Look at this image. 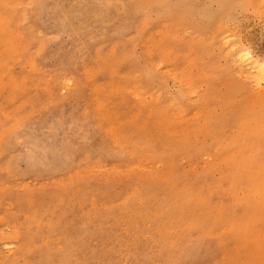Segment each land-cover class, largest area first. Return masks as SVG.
I'll list each match as a JSON object with an SVG mask.
<instances>
[{
	"label": "rangeland",
	"instance_id": "374dc122",
	"mask_svg": "<svg viewBox=\"0 0 264 264\" xmlns=\"http://www.w3.org/2000/svg\"><path fill=\"white\" fill-rule=\"evenodd\" d=\"M250 57L264 0H0V264H264Z\"/></svg>",
	"mask_w": 264,
	"mask_h": 264
},
{
	"label": "bare ground",
	"instance_id": "6f19581e",
	"mask_svg": "<svg viewBox=\"0 0 264 264\" xmlns=\"http://www.w3.org/2000/svg\"><path fill=\"white\" fill-rule=\"evenodd\" d=\"M34 1V0H33ZM161 2V1H160ZM114 5V4H113ZM143 5V4H142ZM24 18V17H23ZM26 18V17H25ZM26 20V19H25ZM26 22V21H25ZM23 23V22H22ZM164 30L166 29V28H163ZM162 29V30H163ZM31 30H33V29H31ZM159 32V31H158ZM164 32V31H163ZM168 32V31H167ZM160 33V32H159ZM163 34V33H162ZM165 34H167V33H164V35ZM163 35V36H164ZM157 41V40H156ZM159 41V40H158ZM157 43V42H156ZM159 44H161V43H159ZM233 44V43H232ZM235 46H237V45H235ZM164 47V46H163ZM230 48H231V46H230ZM227 49H228V47H227ZM237 49H239V48H237ZM232 50H234L233 48H232ZM228 52H230L229 50H227ZM226 51V52H227ZM241 51V50H240ZM109 52V51H108ZM158 52V51H157ZM162 52V51H161ZM234 52H237V51H234ZM239 52V51H238ZM237 52V53H238ZM160 53V52H159ZM164 53V52H163ZM162 53V54H163ZM240 54L242 53V51L241 52H239ZM166 54V53H165ZM169 54V53H168ZM164 55V54H163ZM228 55V54H227ZM248 55H250V54H248ZM162 56V55H161ZM167 56V55H166ZM231 57V56H230ZM237 57V56H236ZM161 58V57H160ZM164 58V57H163ZM240 58V57H239ZM239 58H238V63H240L239 61H241V60H239ZM250 59V61L252 62V64L251 65H253V66H251L252 68L251 69H253V67H254V69L256 70V67L257 68H259V70H261L262 72H264V63L263 62H260V61H258V60H254L253 58H248L246 61H248ZM163 60V59H162ZM168 60V59H167ZM166 60V61H167ZM235 61H236V59H234ZM159 61V60H158ZM235 61L233 62L234 63V65L235 64H237V66H238V63L236 62L235 63ZM242 61H243V59H242ZM162 62V61H161ZM168 63V62H167ZM242 63V62H241ZM243 63H245V61L243 62ZM158 64V63H157ZM152 65H154V67H155V64H152ZM96 66V65H95ZM241 66V65H240ZM244 66V65H243ZM157 68V67H156ZM250 68V67H249ZM153 69V68H152ZM240 69H242L241 67H240ZM243 69H245V68H243ZM137 70V69H136ZM173 72H175V71H173ZM237 72V71H236ZM256 72V71H255ZM255 72H253V73H255ZM167 73V72H166ZM171 73H172V71H171ZM239 73V72H238ZM241 73V72H240ZM146 74V73H145ZM173 74V73H172ZM257 74V73H256ZM255 74V75H256ZM141 75V74H140ZM176 75V74H175ZM174 76V75H173ZM256 76H258V75H256ZM140 77V76H139ZM259 77V76H258ZM138 79V78H137ZM261 79V78H260ZM179 80V79H178ZM177 80V81H178ZM182 81V80H181ZM67 82V81H66ZM65 83V82H64ZM66 84H68V83H66ZM188 85V84H187ZM190 86V85H189ZM105 87V86H104ZM120 88V87H119ZM186 88V87H185ZM191 88V87H190ZM121 93V92H120ZM149 94V93H148ZM132 95V94H131ZM169 95V94H168ZM138 96V95H137ZM155 96H156V94H155ZM114 97V96H113ZM136 97V96H135ZM157 97V96H156ZM137 98V97H136ZM166 98V97H165ZM146 99V98H145ZM144 99V101H146ZM166 99H168V98H166ZM181 99H182V97L181 96H179V97H174V99H173V101H171V102H173L174 104H175V106L177 107H181ZM155 100H157V99H155ZM159 100V99H158ZM149 101V100H148ZM159 101H161V100H159ZM170 101V100H169ZM100 102V101H99ZM98 103V102H97ZM96 103V104H97ZM146 103V102H145ZM148 103V102H147ZM143 105H144V103H142ZM150 105H151V103H149ZM167 104V103H166ZM173 104V105H174ZM154 105V104H153ZM171 105V104H170ZM99 106V105H98ZM100 106H102V105H100ZM136 106H138V105H136ZM174 106V107H175ZM104 107V106H103ZM102 107V108H103ZM143 107V106H142ZM172 107V106H171ZM170 107V108H171ZM174 107H173V110H174ZM151 108V107H150ZM147 109V108H146ZM152 109V108H151ZM178 109V108H177ZM106 110V109H105ZM104 110V111H105ZM164 110V109H163ZM169 110V109H168ZM102 111V110H101ZM148 111H149V109H148ZM154 111V110H153ZM182 111H183V109H182ZM152 112V111H151ZM161 113H162V111H160ZM169 112V111H168ZM181 112V111H180ZM147 113V112H146ZM154 113V112H153ZM152 113V114H153ZM164 113V112H163ZM174 113V112H173ZM176 113V112H175ZM174 113V114H175ZM155 114H157V113H155ZM160 114V113H159ZM172 115V114H171ZM178 114H176V116H177ZM180 115V114H179ZM149 116V115H148ZM157 116V115H156ZM104 117V116H103ZM160 117H162L163 118V116H160ZM133 118V117H132ZM156 118V117H155ZM157 118H158V116H157ZM179 118V117H178ZM137 119V118H136ZM161 119V118H160ZM179 119H181V117L179 118ZM184 119V118H183ZM129 120H131V119H129ZM165 120V119H164ZM178 120V119H177ZM158 121V120H157ZM142 122V121H141ZM159 122V121H158ZM135 123V122H134ZM133 122H132V124H134ZM143 123V122H142ZM145 123V122H144ZM166 123V122H165ZM137 124V123H136ZM160 124V123H159ZM161 124H163V123H161ZM168 124V123H167ZM170 124V123H169ZM169 126V125H168ZM161 127H163V126H161ZM173 127V125H170V127H168V128H165V130H164V132H165V135L167 136V138H170L169 140H167V142H166V145H173V144H175L176 145V147H177V145L178 144H181V143H183V146L182 147H184V148H186V149H189L190 150V147L189 146H191V150H193V152L194 151H196V150H198L199 148L201 149L202 148V144H200L198 141H195L194 143L193 142H191L190 140H189V137H187L188 135H186V134H184L183 133V131H178L177 130V128H172ZM140 129L142 128L143 130H145L146 129V123L145 124H143V126L142 127H139ZM115 129V128H114ZM108 131V130H107ZM116 131V130H115ZM109 132V131H108ZM163 132V131H162ZM1 134V133H0ZM4 134V133H3ZM144 134V133H143ZM112 136H111V140L114 142V143H119V145H121V147L123 148V149H127V148H129V149H132L133 151H135V150H138L139 152H145L144 154H147V156H148V158L150 157V156H155V155H157L158 154V152H156L155 150L156 149H154L155 147H153V143L150 141V139H149V136H148V134H147V139H146V141L143 143V142H138V141H131L130 140V138H128V140L123 136V135H121V133L120 134H111ZM164 135V136H165ZM4 136V135H3ZM146 137V136H145ZM109 138V137H108ZM123 139V140H122ZM164 141V140H163ZM112 142V143H113ZM189 145V146H188ZM172 147V146H171ZM166 148V147H165ZM119 149V148H118ZM163 149V148H162ZM172 149V148H171ZM120 150V149H119ZM166 151V150H165ZM169 151V150H168ZM128 152V151H127ZM136 152V151H135ZM172 152V151H171ZM160 153H161V151H160ZM139 155H141V154H139ZM147 160V159H146ZM154 162V161H153ZM163 164V163H162ZM112 168V167H111ZM120 181V180H119ZM107 183V182H106ZM171 184H172V182H170ZM165 188V187H164ZM133 189V188H132ZM164 190V189H163ZM180 190V189H179ZM179 190H178V192H179ZM104 192V191H103ZM171 192V191H170ZM190 193V192H189ZM139 194V193H138ZM159 194V193H158ZM170 196H171V194H170ZM191 199H194L193 198V196L194 195H188ZM154 197V196H153ZM174 197V196H173ZM168 198V197H167ZM170 198V197H169ZM175 198V197H174ZM191 203H193L192 201H190ZM140 203V202H139ZM196 205H197V207L200 209V210H202V211H204V214L205 215H207V216H209V217H211V219H214V218H216V216H217V214L216 213H214V212H211V211H209V209H208V207H207V205L200 199V198H198V201L196 202ZM134 206V205H133ZM162 207V206H161ZM79 209V208H78ZM102 209V208H101ZM90 210H91V208H90ZM165 212V211H164ZM153 213V212H152ZM158 217V216H157ZM108 219V218H107ZM101 220V219H100ZM87 221H88V219H87ZM212 221V220H211ZM171 222V221H170ZM86 223V222H85ZM190 224H192V223H190ZM96 225V224H95ZM188 225V224H187ZM194 225V224H193ZM189 226V225H188ZM195 226H200V224L198 223V222H196V224H195ZM192 227V226H191ZM199 228H201V226L199 227ZM230 229H231V226H230ZM206 231V230H205ZM209 232V231H208ZM211 235H213V234H211ZM210 236V235H209ZM70 238V237H69ZM50 241V240H49ZM54 241V240H53ZM188 241V240H187ZM50 243V242H49ZM140 243V242H139ZM131 244V243H130ZM70 246V245H69ZM170 246V245H169ZM58 247V246H57ZM189 247V246H188ZM55 248V247H54ZM65 248V247H64ZM239 248V247H238ZM125 250V249H124ZM61 252V251H60ZM250 252V251H249ZM248 255H250V254H248ZM251 256V255H250ZM179 257V256H178ZM227 257V256H226ZM56 259V258H55ZM55 259H54V261H55ZM39 260V259H38ZM63 261V260H62ZM40 262V261H39ZM39 264V263H38Z\"/></svg>",
	"mask_w": 264,
	"mask_h": 264
}]
</instances>
